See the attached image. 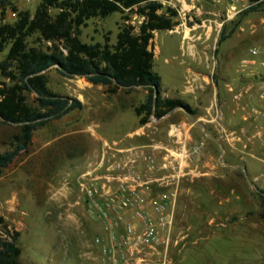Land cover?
<instances>
[{"label": "rangeland", "instance_id": "1", "mask_svg": "<svg viewBox=\"0 0 264 264\" xmlns=\"http://www.w3.org/2000/svg\"><path fill=\"white\" fill-rule=\"evenodd\" d=\"M41 1L13 0L12 5L32 15ZM160 2L174 10L175 26L153 32L152 70L160 78L161 98L181 100L190 111L151 115L140 125L134 109L147 98L143 88L110 94L108 87L49 69L50 91L79 100L82 108L37 129L29 149L0 175V234L4 228L19 234V264L96 263L94 239L104 226L80 185L91 179L98 186L106 183L100 176L114 174L108 168L141 150H154L156 164L168 167L162 172L177 176L180 170L167 188L178 183L179 189H190L192 195L181 196V212L203 226L202 235L214 232L217 222L222 254L212 264H264L256 192L264 190V0ZM255 4L256 11L242 14ZM16 18L9 9L3 22ZM123 18L89 20L81 41L107 37L114 43ZM130 22L138 27L141 19L130 15ZM221 32L228 38L218 43ZM5 53L0 52V61ZM24 95L37 106L34 93ZM17 131L0 120V153L11 148ZM230 234L237 251L228 261Z\"/></svg>", "mask_w": 264, "mask_h": 264}, {"label": "trees", "instance_id": "2", "mask_svg": "<svg viewBox=\"0 0 264 264\" xmlns=\"http://www.w3.org/2000/svg\"><path fill=\"white\" fill-rule=\"evenodd\" d=\"M12 1L0 0V52L6 51L0 61L4 79L0 82V120L18 131L12 137L11 148L0 153V175L21 152L29 149L37 129L82 108L79 100L50 91L46 72L51 68L62 76H77L93 85L108 87L110 94L119 88H143L148 92L147 98L134 109L140 125L146 124L151 115L161 118L177 108L190 111L181 100L161 98L160 78L152 70L153 52L149 47L153 32L175 26L174 10L163 8L160 0H42L32 15L18 11ZM257 5L242 14L256 11ZM9 9L17 18L4 23ZM112 14L124 15L125 21L119 26L114 43L107 37L103 42L81 41L82 29L89 20H104ZM130 15L141 19L138 27L131 24ZM227 38L221 32L218 43ZM154 89L158 90L156 97ZM25 92L36 95V107L28 104ZM257 195L262 203L258 216L264 221V190H258ZM18 236L7 228L0 234V264H19Z\"/></svg>", "mask_w": 264, "mask_h": 264}, {"label": "built area", "instance_id": "3", "mask_svg": "<svg viewBox=\"0 0 264 264\" xmlns=\"http://www.w3.org/2000/svg\"><path fill=\"white\" fill-rule=\"evenodd\" d=\"M264 51V48H263ZM257 50H251L253 55ZM139 162V163H138ZM166 165L156 164L154 150H141L100 176L98 186L91 179L81 192L103 222V234L94 239L98 264H163L171 243L175 190H165L170 177Z\"/></svg>", "mask_w": 264, "mask_h": 264}, {"label": "crops", "instance_id": "4", "mask_svg": "<svg viewBox=\"0 0 264 264\" xmlns=\"http://www.w3.org/2000/svg\"><path fill=\"white\" fill-rule=\"evenodd\" d=\"M165 190H175L176 198L171 207L173 214V223L170 232L171 243L163 264H212L214 261L213 258L217 260L222 254L220 238H223V236L218 234L217 229L219 227L217 222L213 220L216 229L214 232H206L202 235L203 226H200L199 222L191 221L187 215L181 212V196L192 195L190 189H179L177 183L172 189L166 188ZM223 226L225 227L226 225ZM227 238L230 241L226 246L227 254L225 257L229 261L237 250L235 249V240L234 238L232 239V235L230 234ZM96 255H99L98 250ZM80 264L84 263L82 262ZM94 264H98L97 257L96 263Z\"/></svg>", "mask_w": 264, "mask_h": 264}, {"label": "water", "instance_id": "5", "mask_svg": "<svg viewBox=\"0 0 264 264\" xmlns=\"http://www.w3.org/2000/svg\"><path fill=\"white\" fill-rule=\"evenodd\" d=\"M157 92H158V90L157 89H154V95H155V97L157 96ZM170 113V112H169ZM169 113H167V115L169 114ZM244 170V175H245V177L247 178V180H248V177H247V175H246V171H245V169H243ZM249 184L251 185V186H253V184L251 183V182H249ZM256 192H258V190H256Z\"/></svg>", "mask_w": 264, "mask_h": 264}, {"label": "bare ground", "instance_id": "6", "mask_svg": "<svg viewBox=\"0 0 264 264\" xmlns=\"http://www.w3.org/2000/svg\"><path fill=\"white\" fill-rule=\"evenodd\" d=\"M185 37H187V32L185 33Z\"/></svg>", "mask_w": 264, "mask_h": 264}]
</instances>
